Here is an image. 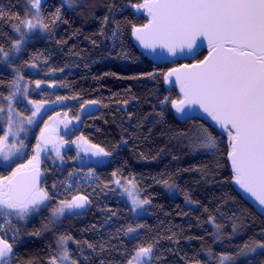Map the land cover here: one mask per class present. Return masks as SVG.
Listing matches in <instances>:
<instances>
[{
	"label": "trees",
	"instance_id": "obj_1",
	"mask_svg": "<svg viewBox=\"0 0 264 264\" xmlns=\"http://www.w3.org/2000/svg\"><path fill=\"white\" fill-rule=\"evenodd\" d=\"M30 1L0 0V105L16 76L30 85L31 98L53 99L32 83L55 73L53 93L71 100L74 116L81 112L78 134L111 157L102 165L67 162L52 170L44 161L48 173L37 189L60 199L81 195L86 204L48 230L44 210L25 222L0 210V237L11 248L0 264H48L60 237L70 239L73 264H127L148 247L149 264H264V216L234 184L230 133L203 116L179 120L171 103L180 94L164 86L167 70L198 62L207 51L154 62L138 50L131 31L148 18L130 7L145 0H68L70 6L43 0L41 31L29 35L23 25L32 17ZM25 35L30 39L16 51ZM27 65L39 73H27ZM8 174L0 166V181ZM113 176L135 179L149 202L147 215L133 216L113 194ZM129 229L137 233L127 237Z\"/></svg>",
	"mask_w": 264,
	"mask_h": 264
},
{
	"label": "water",
	"instance_id": "obj_2",
	"mask_svg": "<svg viewBox=\"0 0 264 264\" xmlns=\"http://www.w3.org/2000/svg\"><path fill=\"white\" fill-rule=\"evenodd\" d=\"M130 9L148 18L131 37L152 61L207 51L165 73L164 86L180 94L171 109L181 121L203 116L219 133H230L234 184L264 216V0H145ZM38 141L50 146L54 136L45 129ZM41 182V167L16 171L6 182L12 202L24 204Z\"/></svg>",
	"mask_w": 264,
	"mask_h": 264
},
{
	"label": "rangeland",
	"instance_id": "obj_3",
	"mask_svg": "<svg viewBox=\"0 0 264 264\" xmlns=\"http://www.w3.org/2000/svg\"><path fill=\"white\" fill-rule=\"evenodd\" d=\"M42 1H30L32 17L23 25L24 31L30 32L29 35L35 31H41L37 14ZM63 1L70 6L68 0ZM29 39L26 35L22 36L15 50H20ZM25 71L32 75L39 73L36 65H27ZM54 74L46 72L43 74L47 77L44 81L34 80L32 89L35 92L47 89L50 83H55L52 80ZM30 88L27 81L16 76L9 94L0 105V166L9 171L8 176L0 181V210L6 212L8 218L15 217L24 222L44 210L49 217V222L44 226V230H48L59 223L64 216L77 213L81 207L85 206L86 201L83 200V197L71 195L69 198L60 199L56 194L47 195L37 189L24 204H15L5 187L7 178L9 179L14 172L19 170L34 166L40 167L44 161H47V164L52 167L51 170L53 167L62 169L67 162L82 166L102 165L109 161L111 154L91 143L82 135L73 133L80 124L81 112L76 116L72 114V111L67 108L71 102L70 99L48 92L53 94V99L36 100L30 97ZM22 107L23 110H21ZM90 108L84 107L83 112ZM45 129L52 132L53 145L44 146L39 143L38 136ZM29 146H31V151ZM29 151L31 154L28 156ZM69 151L73 154L71 158L67 154ZM43 171L44 175L48 173L47 168H44ZM111 191L129 204L133 216L148 214L149 202L140 197L134 178L113 176ZM136 233L137 229L126 231L127 237ZM69 243L68 237L58 238L55 242L56 255L48 264H73L68 255ZM10 252V246L0 237V257H6ZM150 258L151 248H142L134 253L127 264H149Z\"/></svg>",
	"mask_w": 264,
	"mask_h": 264
},
{
	"label": "flooded vegetation",
	"instance_id": "obj_4",
	"mask_svg": "<svg viewBox=\"0 0 264 264\" xmlns=\"http://www.w3.org/2000/svg\"><path fill=\"white\" fill-rule=\"evenodd\" d=\"M77 130H78V129H77ZM77 130H74L73 133L78 134ZM40 167H41V169H42V178H43V177L45 176V175H44V171H43V167H42V165H41ZM14 173H15V172H14ZM14 173H13V174H14ZM13 174H12V175H13ZM12 175H11V176H12ZM7 180H8V178H7ZM6 182H7V181H6ZM39 186H40V185H39ZM5 187L7 188V185H5ZM7 189H8V188H7ZM8 192H9V190H8ZM30 197H31V196H30ZM28 199H29V198H28ZM28 199H27V200H28ZM27 200H26V201H27ZM26 201H25V202H26Z\"/></svg>",
	"mask_w": 264,
	"mask_h": 264
}]
</instances>
